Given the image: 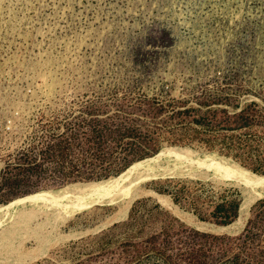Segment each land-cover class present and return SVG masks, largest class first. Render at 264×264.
Wrapping results in <instances>:
<instances>
[{
	"label": "rangeland",
	"instance_id": "rangeland-1",
	"mask_svg": "<svg viewBox=\"0 0 264 264\" xmlns=\"http://www.w3.org/2000/svg\"><path fill=\"white\" fill-rule=\"evenodd\" d=\"M213 97L264 112V0H0V205L117 177L165 149L189 157L166 153L157 168L184 173L143 187L167 200L136 199L123 218L117 205L0 215V264H264V198L199 162L252 170L173 141L159 111L187 100L199 118Z\"/></svg>",
	"mask_w": 264,
	"mask_h": 264
},
{
	"label": "bare ground",
	"instance_id": "bare-ground-1",
	"mask_svg": "<svg viewBox=\"0 0 264 264\" xmlns=\"http://www.w3.org/2000/svg\"><path fill=\"white\" fill-rule=\"evenodd\" d=\"M166 153L174 154L179 162H185L189 158L183 156L180 152L172 150V148L165 149L153 158L132 164L117 177H111L98 182L73 184L56 191H42L15 199L7 205H0V215L10 218L16 212L18 206L26 204L31 206L49 204L52 208L64 211L68 216H74L80 211L89 210L98 205H117L119 208L118 214L112 220L123 218L128 214L132 203L136 199L153 195L162 201L167 200L166 197L143 187L152 180L176 177L178 175L181 177V174L184 173L178 167L161 166L160 169L157 168L160 159ZM191 164L193 163L191 162L189 165ZM199 164L207 166L210 169L212 167L220 176L240 180L246 186L252 188L257 196L264 198V176L254 174L225 158H218L217 155L210 153Z\"/></svg>",
	"mask_w": 264,
	"mask_h": 264
},
{
	"label": "trees",
	"instance_id": "trees-1",
	"mask_svg": "<svg viewBox=\"0 0 264 264\" xmlns=\"http://www.w3.org/2000/svg\"><path fill=\"white\" fill-rule=\"evenodd\" d=\"M222 102L227 103V100L219 97L206 99L202 102V117L199 118L196 117L197 109L187 107V100H173L166 105L160 104L159 111L167 112L166 121L172 125L173 141L198 139L204 147L231 157L254 173L264 175V112L262 108L256 103H251L240 112L229 113L226 109L212 107L213 104ZM94 132L93 143L97 150L95 152L98 157H101L105 141V127L101 122L97 124ZM133 133L134 131L128 128L121 135V139L124 136H135ZM44 152L48 157L52 149L47 147Z\"/></svg>",
	"mask_w": 264,
	"mask_h": 264
},
{
	"label": "water",
	"instance_id": "water-1",
	"mask_svg": "<svg viewBox=\"0 0 264 264\" xmlns=\"http://www.w3.org/2000/svg\"><path fill=\"white\" fill-rule=\"evenodd\" d=\"M219 155V154H218ZM225 157V156H224ZM233 160V159H232ZM234 161V160H233ZM250 171V170H249ZM252 172V171H251Z\"/></svg>",
	"mask_w": 264,
	"mask_h": 264
}]
</instances>
